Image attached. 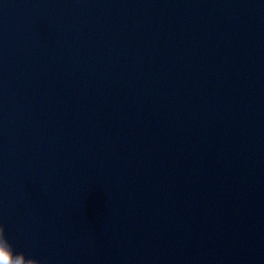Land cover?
I'll list each match as a JSON object with an SVG mask.
<instances>
[{
    "label": "water",
    "instance_id": "water-1",
    "mask_svg": "<svg viewBox=\"0 0 264 264\" xmlns=\"http://www.w3.org/2000/svg\"><path fill=\"white\" fill-rule=\"evenodd\" d=\"M0 225L42 264H264V0H0Z\"/></svg>",
    "mask_w": 264,
    "mask_h": 264
},
{
    "label": "clouds",
    "instance_id": "clouds-1",
    "mask_svg": "<svg viewBox=\"0 0 264 264\" xmlns=\"http://www.w3.org/2000/svg\"><path fill=\"white\" fill-rule=\"evenodd\" d=\"M0 246H2L9 254V264H42L38 259L27 257L23 252L14 253L12 245L8 241L3 225H0Z\"/></svg>",
    "mask_w": 264,
    "mask_h": 264
},
{
    "label": "snow or ice",
    "instance_id": "snow-or-ice-1",
    "mask_svg": "<svg viewBox=\"0 0 264 264\" xmlns=\"http://www.w3.org/2000/svg\"><path fill=\"white\" fill-rule=\"evenodd\" d=\"M10 257L8 252L0 246V264H9Z\"/></svg>",
    "mask_w": 264,
    "mask_h": 264
}]
</instances>
